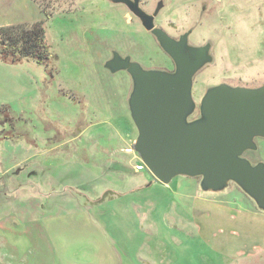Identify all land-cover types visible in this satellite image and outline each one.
I'll return each mask as SVG.
<instances>
[{
  "label": "rangeland",
  "instance_id": "374dc122",
  "mask_svg": "<svg viewBox=\"0 0 264 264\" xmlns=\"http://www.w3.org/2000/svg\"><path fill=\"white\" fill-rule=\"evenodd\" d=\"M42 1L51 14L47 66L0 61V264H264V253L215 249L223 228L200 235L178 201L186 177L163 185L146 169L135 172L142 162L128 105L133 82L105 63L117 53L145 70L170 71L156 39L124 5ZM159 2L155 27L177 40L188 34L191 47L209 46L210 63L192 79L189 120L212 87L264 85V0L139 5L153 14ZM38 11L6 27L43 20ZM255 144L243 157L264 164V139ZM223 192L247 196L234 183Z\"/></svg>",
  "mask_w": 264,
  "mask_h": 264
},
{
  "label": "water",
  "instance_id": "95a60500",
  "mask_svg": "<svg viewBox=\"0 0 264 264\" xmlns=\"http://www.w3.org/2000/svg\"><path fill=\"white\" fill-rule=\"evenodd\" d=\"M108 1L124 5L175 64L174 73L144 70L117 53L105 63L111 73L126 71L132 79L128 105L138 132L134 151L145 169L163 185L178 176L200 178L203 192H220L234 183L264 212V164L252 165L243 157L256 151L257 138L264 139V85L212 87L201 100L200 118L188 122L196 108L192 79L210 63L209 46L191 47L188 34L176 41L155 27L162 2L147 14L139 0Z\"/></svg>",
  "mask_w": 264,
  "mask_h": 264
},
{
  "label": "crops",
  "instance_id": "0c3cea01",
  "mask_svg": "<svg viewBox=\"0 0 264 264\" xmlns=\"http://www.w3.org/2000/svg\"><path fill=\"white\" fill-rule=\"evenodd\" d=\"M30 2L0 0V27H6L8 21L9 24L26 22L25 19L39 14L37 6ZM20 4L22 7L18 9ZM19 10L22 14L20 17L17 16ZM177 185H180V194H177L180 206L202 237L204 230L208 232L207 236L212 237L211 234L217 228H223L216 239L218 248L215 249L219 251L220 248L231 246L232 251L242 249L247 255L264 253V212L251 199L240 193L224 194L222 191V197L205 200L200 183L195 178L186 177L178 181ZM212 226L213 230H209Z\"/></svg>",
  "mask_w": 264,
  "mask_h": 264
},
{
  "label": "trees",
  "instance_id": "16d2710c",
  "mask_svg": "<svg viewBox=\"0 0 264 264\" xmlns=\"http://www.w3.org/2000/svg\"><path fill=\"white\" fill-rule=\"evenodd\" d=\"M34 2L44 19L35 22L31 26L19 24L8 27H0V61L4 64H17L24 59H31L39 66H47L50 60L49 47L45 40L44 23L51 14L43 7L42 0Z\"/></svg>",
  "mask_w": 264,
  "mask_h": 264
},
{
  "label": "flooded vegetation",
  "instance_id": "af4514ba",
  "mask_svg": "<svg viewBox=\"0 0 264 264\" xmlns=\"http://www.w3.org/2000/svg\"><path fill=\"white\" fill-rule=\"evenodd\" d=\"M139 4H140V0H139ZM151 34V33H150ZM173 39V38H172ZM176 41H177V39H175ZM168 56V55H167ZM169 57V56H168ZM122 58H125V57H122ZM170 58V57H169ZM171 59V58H170ZM172 60V59H171ZM130 61L131 62H134V61H132L131 59H130ZM173 62V61H172ZM141 66V65H140ZM143 68V67H142ZM145 70V69H144ZM123 72H125V73H127L126 71H123ZM166 72H168V73H174L175 72V64L173 63V68H172V70H170V71H166ZM196 112V108H195V110H194V112L189 116V117H191L194 113ZM200 118V113H199V111H198V115H197V117H195V118H193V119H191V120H189L188 119V122H192V121H195V120H197V119H199ZM258 163H260V162H258ZM257 164V163H256ZM255 165V164H254Z\"/></svg>",
  "mask_w": 264,
  "mask_h": 264
},
{
  "label": "built area",
  "instance_id": "2783aa9c",
  "mask_svg": "<svg viewBox=\"0 0 264 264\" xmlns=\"http://www.w3.org/2000/svg\"><path fill=\"white\" fill-rule=\"evenodd\" d=\"M143 170H145L143 163H140L135 167V172H142Z\"/></svg>",
  "mask_w": 264,
  "mask_h": 264
}]
</instances>
